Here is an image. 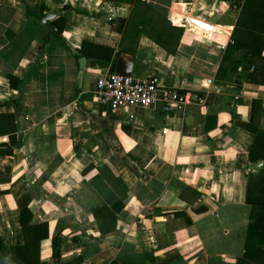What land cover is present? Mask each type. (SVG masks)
<instances>
[{"label": "crops", "instance_id": "0c3cea01", "mask_svg": "<svg viewBox=\"0 0 264 264\" xmlns=\"http://www.w3.org/2000/svg\"><path fill=\"white\" fill-rule=\"evenodd\" d=\"M134 1L0 0V233L23 243L19 202L29 194L30 223H48L40 243L48 264L57 234L63 263L248 264L247 166L255 135L243 124L264 130V84L248 78L252 69L223 61L237 7L140 0L166 9L171 26L183 29L170 53L139 33ZM26 7L63 15V33L49 25L52 17L49 34ZM107 8L113 13L106 21ZM120 18L126 24L117 31ZM83 43L91 56L80 73ZM109 48L108 65L95 62L93 55ZM236 53L241 59L243 51ZM120 56L131 74L155 77L161 89L181 95L179 111L164 112L161 103L101 104L96 80ZM10 75L24 78L21 98ZM102 205L116 217L106 233L92 213ZM182 216L191 222L182 225ZM173 224L178 237L166 244Z\"/></svg>", "mask_w": 264, "mask_h": 264}, {"label": "trees", "instance_id": "16d2710c", "mask_svg": "<svg viewBox=\"0 0 264 264\" xmlns=\"http://www.w3.org/2000/svg\"><path fill=\"white\" fill-rule=\"evenodd\" d=\"M232 6L240 8L238 19L232 34V42L226 48L223 61H225L232 51H243L241 59L235 61V68L241 67L243 70H251L249 74L251 80L264 84V0H225ZM68 8V7H67ZM66 8V9H67ZM26 12L32 14L38 20L47 16V9L42 7L38 12H33L26 7ZM167 10L157 5H148L140 0L134 1L132 15L141 17L139 22L140 32L146 33L151 39L170 53L176 51L183 29L172 27L167 21ZM53 15V14H52ZM54 17V16H53ZM157 17V19H153ZM51 19V18H50ZM49 19V20H50ZM65 19L61 14H56L49 21V25L57 28L58 33H63V23ZM150 21V22H149ZM117 26L113 28L122 30L126 24V19H117ZM166 24V26H164ZM86 43H83L79 50L82 56L90 57L86 50ZM114 53L113 49H105L103 52H96L93 55L95 62L102 66H107ZM9 84L18 93V98L22 96L20 85L24 78L8 76ZM17 111L23 110L21 103L15 105ZM14 119V114L6 115ZM255 135L254 142L249 151L247 166V189L246 202L251 206L250 222L245 235V259L248 264H264V165L258 168H251L259 162H264V130L252 124H243ZM13 133L16 125H12ZM11 145H15L16 136L10 134ZM9 149L7 153H10ZM52 167H50V170ZM31 197L29 194L23 196L19 202L20 223L23 234L22 244H11L5 235L0 233V264H48L40 258V243L49 237V227L47 222L31 224L32 213L29 209ZM94 218L97 220L100 232L106 233L114 230L116 217L106 205L97 206L92 209ZM190 223V219L188 220ZM64 238L61 234L52 237V264H77L78 260L63 263L61 261V244ZM111 264H116L112 262ZM144 264V263H143Z\"/></svg>", "mask_w": 264, "mask_h": 264}, {"label": "built area", "instance_id": "2783aa9c", "mask_svg": "<svg viewBox=\"0 0 264 264\" xmlns=\"http://www.w3.org/2000/svg\"><path fill=\"white\" fill-rule=\"evenodd\" d=\"M94 92L101 104L115 109L126 106L153 108L161 103L162 110L169 113L179 111L184 102L174 89H161L157 78L133 74H102L96 80Z\"/></svg>", "mask_w": 264, "mask_h": 264}, {"label": "water", "instance_id": "95a60500", "mask_svg": "<svg viewBox=\"0 0 264 264\" xmlns=\"http://www.w3.org/2000/svg\"><path fill=\"white\" fill-rule=\"evenodd\" d=\"M54 15L52 14H48L47 16L44 17V19L42 20V23L47 27L48 29V33L50 34L51 33V29L48 25V20L50 18H52ZM200 25H202L203 27L205 28H210L209 25H207L206 23L204 22H199ZM79 66H80V73L83 72V70L86 68V57L84 56H81L79 59ZM129 68L126 67L125 65V62H124V57L120 56L117 63L116 64H112L111 65V68H110V72H115V73H118V74H124V75H127V74H131L128 70ZM18 117L20 120H23V112H18ZM262 165H264V162H259L257 163L255 166L251 165L250 167L251 168H258V167H261Z\"/></svg>", "mask_w": 264, "mask_h": 264}, {"label": "rangeland", "instance_id": "374dc122", "mask_svg": "<svg viewBox=\"0 0 264 264\" xmlns=\"http://www.w3.org/2000/svg\"><path fill=\"white\" fill-rule=\"evenodd\" d=\"M108 1H113V0H108ZM236 8V7H235ZM107 11H106V15H105V18H106V21H107V17H108V14L109 13H113V12H110V10L107 8L106 9ZM236 12L239 14V12H240V8L239 7H237L236 8ZM237 51H232L230 54H229V56H228V62H229V64H231V68L234 66V64H235V59H236V57H237V53H236ZM189 220V218L187 217V216H182V220H181V224L183 225V224H188V221ZM178 226H176L175 224H173V226L169 229L170 230V232H169V236H168V238L166 239V244H169V243H171L175 238H177L178 237V228H177Z\"/></svg>", "mask_w": 264, "mask_h": 264}]
</instances>
